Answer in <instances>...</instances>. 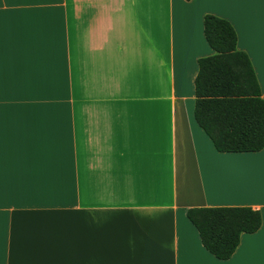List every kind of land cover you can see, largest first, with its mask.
Instances as JSON below:
<instances>
[{
	"label": "crops",
	"instance_id": "1",
	"mask_svg": "<svg viewBox=\"0 0 264 264\" xmlns=\"http://www.w3.org/2000/svg\"><path fill=\"white\" fill-rule=\"evenodd\" d=\"M213 15L234 27L264 99L261 9L217 0H0V264L259 260L264 150L219 153L197 124ZM251 207L228 260L192 208Z\"/></svg>",
	"mask_w": 264,
	"mask_h": 264
},
{
	"label": "trees",
	"instance_id": "2",
	"mask_svg": "<svg viewBox=\"0 0 264 264\" xmlns=\"http://www.w3.org/2000/svg\"><path fill=\"white\" fill-rule=\"evenodd\" d=\"M204 34L213 56L199 60L194 116L219 153L264 150V99L249 56L237 48L238 37L227 20L208 15ZM205 249L230 259L243 234H254L262 215L251 207L192 208L187 212Z\"/></svg>",
	"mask_w": 264,
	"mask_h": 264
},
{
	"label": "snow or ice",
	"instance_id": "3",
	"mask_svg": "<svg viewBox=\"0 0 264 264\" xmlns=\"http://www.w3.org/2000/svg\"><path fill=\"white\" fill-rule=\"evenodd\" d=\"M218 3H221L229 8H250L259 6L261 9V38L264 42V0H217ZM260 259L257 260H240L236 264H264V234L261 236V245H260Z\"/></svg>",
	"mask_w": 264,
	"mask_h": 264
}]
</instances>
